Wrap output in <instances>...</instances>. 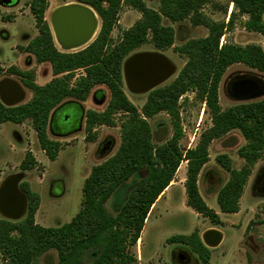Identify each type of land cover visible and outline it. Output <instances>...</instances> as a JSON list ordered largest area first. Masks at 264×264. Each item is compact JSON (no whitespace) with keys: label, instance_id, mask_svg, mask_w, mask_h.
<instances>
[{"label":"trees","instance_id":"trees-1","mask_svg":"<svg viewBox=\"0 0 264 264\" xmlns=\"http://www.w3.org/2000/svg\"><path fill=\"white\" fill-rule=\"evenodd\" d=\"M71 1L89 6L98 15L100 29L96 38L76 52L59 50L44 18L47 0L29 2L38 34L20 50L32 55L38 64L48 63L53 78L38 85L32 72L10 67L7 71L21 78L32 97L27 103L14 107H6L0 102V124L18 125L30 120L41 150L54 161L60 144L47 136L52 111L68 100L85 102L93 88L104 86L109 92L108 103L100 113L85 112V140L96 139L97 127H113V116L121 113L124 117L121 142L113 156L91 169L82 188V209L60 227L44 228L35 223L40 197L28 184H20L27 196L24 218L17 222L0 220V255L7 264H41L38 258L49 250L57 252V264H83L84 257L92 252L96 255L90 264H133L131 249L136 247L149 211L173 181L182 161L187 162L184 184L187 206L219 224L218 215L208 208L197 186L199 172L208 161V145L233 131H237L245 142L238 151L246 164L240 170H233L226 156L216 158L230 173L229 181L217 195V205L224 214L238 212V200L251 167L264 158V98L237 104L225 111L220 109L218 102V86L230 66L241 64L264 73L262 47L220 45L225 31L232 29L236 15L246 16L244 29L264 39V0H230L235 10L227 23L211 21L203 14L204 6L213 0H158V10L146 7L143 0ZM123 6L139 12L141 18L113 42L111 34ZM164 19L171 23L188 19L191 26L204 27L208 34L204 38L186 40L174 48L177 54L186 58L184 66L171 83L149 92L138 111L123 91L122 64L129 54L147 43L159 51L172 47L175 32L163 23ZM80 70L83 74L74 79L75 72ZM188 93H194L205 103L212 126L202 134L195 148L184 153L179 144L183 135L178 101ZM162 112L170 117L173 133L168 140L155 144L148 120ZM35 165L33 155L27 152L20 169L30 171ZM141 171L144 176L129 193L120 211L116 215L108 213L105 204L114 191ZM167 243L184 246L196 254L202 264L209 263L210 250L196 231L189 236H173Z\"/></svg>","mask_w":264,"mask_h":264},{"label":"rangeland","instance_id":"rangeland-1","mask_svg":"<svg viewBox=\"0 0 264 264\" xmlns=\"http://www.w3.org/2000/svg\"><path fill=\"white\" fill-rule=\"evenodd\" d=\"M31 1L12 0V6H0V81L11 79L22 87L24 99L19 105L27 103L31 99L32 93L24 86L21 78L7 71L10 67H15L22 72H32L34 82L38 85H44L53 78L48 63L38 64L32 55L20 50L38 34L34 18L28 8ZM69 2L72 1L47 0L48 8L44 13V18L49 25L53 10ZM143 2L150 9H159L158 0H143ZM234 10V5L230 0H213L204 6L202 12L211 21L227 23ZM140 18L139 12L123 6L111 34L113 42L118 41L121 33L134 25ZM246 20V16L236 15L232 29L225 31L220 45L224 43L239 46L254 44L264 49V39L259 34L244 29L243 23ZM163 23L174 29L175 36L172 47L159 51L147 43L134 50L123 61L124 63L129 57L139 53L163 55L172 65L173 72L165 82L156 88L171 83L186 62V58L177 54L174 48L179 47L186 40L204 38L208 34L204 27L191 26L188 19L179 23H171L164 19ZM82 74V70L75 72L74 79ZM245 78L260 81L263 88L254 95L232 93L231 85ZM152 90L131 92L123 81V91L138 111L141 110L148 93ZM263 98L264 73L241 64L232 65L225 71L218 86V102L222 111L237 104L255 102ZM108 100V90L104 86H97L93 88L85 102L79 103L82 105L84 113L88 110L100 113L106 108ZM178 107L183 135L179 144L182 152L185 153V150L196 147L202 134L212 126V122L205 103L194 93H188L181 97ZM62 116L56 122V127L51 128L50 119L47 126L48 138L60 144V150L54 161H50L41 150L30 120L18 125L9 122L0 124V184L8 176L22 174L23 178L19 187L21 183H26L30 190L40 197V205L34 219L36 224L44 228L60 227L69 223L76 216L82 209V188L91 169L113 156L121 142V122L124 118L121 113L113 116L115 124L113 127L100 126L95 129L96 139L94 141L85 140V119H83L81 128L77 130L79 124L76 109L65 107L62 110ZM171 122L170 117L163 112L148 120L155 144H160L172 136ZM72 133L74 134L69 138L58 137ZM244 144V140L237 131L213 140L208 145V161L197 178L199 193L208 208L218 214L219 224L197 214L187 206L184 188L187 162L182 161L173 181L149 211L142 241L131 249L134 257L133 264H202L192 251L184 246L167 243V239L176 235L189 236L195 231L199 233L207 231L211 227L217 228L223 233V241L217 248L210 249L208 264H264V189L259 188L260 180L264 178V158L258 160L251 167V174L238 200V212L234 215L224 214L221 213L217 205L218 192L229 181L230 173L217 162L216 158L221 155L226 156L230 161V167L238 171L246 165L238 154ZM27 152H31L36 165L30 171H23L20 169V163ZM143 176V171L135 173L114 191L105 204L108 213L116 215L120 211L126 203L129 193ZM0 220L7 219L0 215ZM95 255L96 252L87 254L83 264H90ZM177 255L188 256L190 261L178 260L175 258ZM38 261L41 264H57V252L49 250L41 255ZM0 264H7L1 255Z\"/></svg>","mask_w":264,"mask_h":264},{"label":"water","instance_id":"water-1","mask_svg":"<svg viewBox=\"0 0 264 264\" xmlns=\"http://www.w3.org/2000/svg\"><path fill=\"white\" fill-rule=\"evenodd\" d=\"M12 0H0V6H8ZM50 28L55 43L63 52H73L90 45L100 29V19L87 5L72 1L53 10ZM170 62L159 53H139L129 57L122 66L124 84L131 92L150 91L165 82L172 74ZM234 92L254 95L259 90L255 80H242L234 85ZM24 99L22 87L14 80L0 81V102L14 107ZM22 174L8 176L0 184V215L10 221L21 219L27 211V196L20 189ZM222 233L216 229L205 231L201 240L209 249L217 248Z\"/></svg>","mask_w":264,"mask_h":264},{"label":"flooded vegetation","instance_id":"flooded-vegetation-1","mask_svg":"<svg viewBox=\"0 0 264 264\" xmlns=\"http://www.w3.org/2000/svg\"><path fill=\"white\" fill-rule=\"evenodd\" d=\"M13 5V2L10 4V5H8V6H6V7H10V6H12ZM247 78H245V79H242V80H246ZM248 79H250V80H255V79H251V78H248ZM242 80H238L236 83H238L239 81H242ZM256 81V80H255ZM258 81V80H257ZM236 83H233L232 85H231V91H232V93H235L234 92V85L236 84ZM258 83H259V89L261 90V88H263V86H262V84H261V82L260 81H258ZM72 102L73 100H68V101H65V102H63L61 105H59L56 109H54L53 111H52V113H51V115H50V126H51V128H53L54 126L56 127V125H57V123L56 122H58L59 120H60V118L61 117H63L62 116V110H63V108H65V107H70V108H74V109H76L75 107H73V106H71V104H67L66 102ZM73 102H77V101H73ZM77 111H78V124H79V126H78V129L77 130H79L80 128H81V126H82V122H83V119H84V117H85V113L84 112H82V115H81V111H79L78 109H76ZM76 130V131H77ZM60 136V135H59ZM260 189H264V178H262L261 180H260V187H259ZM175 258H177L178 260H185L186 262L187 261H190V257H188V256H185V255H177Z\"/></svg>","mask_w":264,"mask_h":264},{"label":"crops","instance_id":"crops-1","mask_svg":"<svg viewBox=\"0 0 264 264\" xmlns=\"http://www.w3.org/2000/svg\"><path fill=\"white\" fill-rule=\"evenodd\" d=\"M67 104H71V106H73V107H75L76 109H78L79 111H81V115H82V112H84L83 111V108H82V105L79 103V102H66ZM74 133H72V134H70V135H67V136H58L59 138H69V136H72ZM215 213V212H214ZM215 214H217V213H215ZM218 215V214H217ZM234 215V214H233ZM147 221H148V217H147V219H146V221H145V225H144V228H143V230H142V232H141V234H140V238H139V240H138V242H137V245H139V243L142 241V238H143V235H144V232H145V228H146V223H147ZM210 229H216V230H218V231H220L219 229H217V228H214V227H211ZM209 230V229H208ZM206 231V230H205ZM205 231H201V232H199V236H200V239H201V236H202V234L205 232ZM221 232V231H220ZM222 233V232H221ZM222 236H223V233H222ZM202 241V240H201ZM222 241H223V238H222ZM221 241V242H222ZM221 244V243H220ZM181 246V245H180ZM206 247V246H205ZM209 249V248H208ZM210 250V249H209ZM210 261V260H209Z\"/></svg>","mask_w":264,"mask_h":264}]
</instances>
